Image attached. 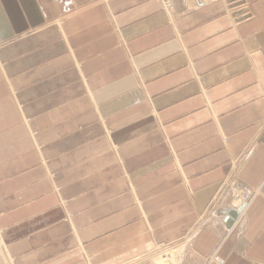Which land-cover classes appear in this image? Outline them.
Instances as JSON below:
<instances>
[{"label":"crops","instance_id":"1","mask_svg":"<svg viewBox=\"0 0 264 264\" xmlns=\"http://www.w3.org/2000/svg\"><path fill=\"white\" fill-rule=\"evenodd\" d=\"M200 1L0 0V264H264V0Z\"/></svg>","mask_w":264,"mask_h":264},{"label":"built area","instance_id":"2","mask_svg":"<svg viewBox=\"0 0 264 264\" xmlns=\"http://www.w3.org/2000/svg\"><path fill=\"white\" fill-rule=\"evenodd\" d=\"M170 0H165V5L169 6ZM241 196V200L244 202V204L250 199L251 197V191L249 188L242 186L238 190V196ZM196 234L194 233L189 238H187L186 242H190V240L195 237ZM176 244V243H175ZM171 244V245H163L162 251L157 252L156 254L152 255L149 259L152 261L153 264H181L182 263V255L185 252V248H182L184 245L179 246L178 244ZM186 244V243H185ZM167 247V248H165ZM178 247V249H175ZM185 247V246H184ZM164 249V250H163Z\"/></svg>","mask_w":264,"mask_h":264},{"label":"rangeland","instance_id":"3","mask_svg":"<svg viewBox=\"0 0 264 264\" xmlns=\"http://www.w3.org/2000/svg\"><path fill=\"white\" fill-rule=\"evenodd\" d=\"M235 190V194L237 195L238 194V190L237 189H234ZM195 234L198 233V231H194ZM193 234V233H192ZM0 244H2L0 242ZM179 245V246H182L184 245V241H181L179 243H176L175 245ZM182 244V245H181ZM162 246L163 245H159L156 249H154L151 253H148L146 255H143L142 257H138L136 259H131L129 261H126L124 263H121V264H153L152 261L149 259L150 257H152V255L156 254L157 252H161L162 250ZM167 248V247H165ZM182 248H185L184 246ZM175 249H178V247H176ZM164 250V249H163ZM185 250V249H184Z\"/></svg>","mask_w":264,"mask_h":264},{"label":"water","instance_id":"4","mask_svg":"<svg viewBox=\"0 0 264 264\" xmlns=\"http://www.w3.org/2000/svg\"><path fill=\"white\" fill-rule=\"evenodd\" d=\"M197 1V3L200 5L201 4V1L200 0H196ZM238 212L239 211H232V210H229L228 211V215H227V223H226V225L228 226V227H230L231 226V224L233 223V221H235V219L237 218V216H238Z\"/></svg>","mask_w":264,"mask_h":264}]
</instances>
